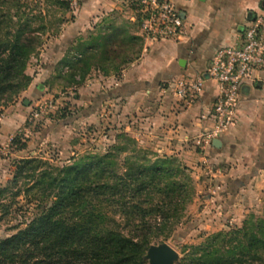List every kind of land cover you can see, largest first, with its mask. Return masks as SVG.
<instances>
[{
  "label": "rangeland",
  "instance_id": "374dc122",
  "mask_svg": "<svg viewBox=\"0 0 264 264\" xmlns=\"http://www.w3.org/2000/svg\"><path fill=\"white\" fill-rule=\"evenodd\" d=\"M60 2L65 5L61 6ZM79 2L80 0H0L1 37L6 32L12 34L16 28L29 22L30 28L23 34V39L33 40L37 48L25 70V74L31 79L29 86L33 84L31 91L27 92L28 86L25 91H19L0 103V127L11 116V107L28 110L21 127L5 138L1 139L0 135V191H5L0 196V238L14 234L16 227L23 228V223L31 218L40 203L39 197L33 193L28 196L21 193L15 199L12 197L17 190H25L27 184V181L21 180L14 186L12 182L15 166L20 160L35 158L49 167L59 168L69 165L72 159L86 155L100 156L107 152L113 154V147L122 146L124 152L116 155L115 159L117 171L122 172L127 168L126 159L135 160L130 152L132 149L153 152L150 147L138 144L134 138L138 123L136 113L131 110L126 115L123 111L125 100L114 96V93H126L124 88L115 92L122 81V70L126 67L123 61H133L145 40H133L129 43L119 37L113 46L114 62L112 67L107 68L106 76L101 70H92L79 86L72 83L66 85L64 75L61 74L67 68L59 66L61 61L53 67V75L45 76V67L50 64V57L46 56V52L51 49L61 28L73 19ZM134 5L135 2L132 3L133 7ZM134 9L136 10V6ZM135 15L131 27L134 30L139 29V15ZM39 25L43 29L36 32ZM107 35L109 33L102 30L90 38L85 34V40L77 41L85 44L91 38ZM73 50L68 54H74ZM110 76L114 84L111 79H102ZM88 80H96L100 86L94 88L87 85ZM102 82L112 83L108 96L111 97L110 102L106 100L103 103L108 91L104 92ZM95 98L97 101L92 103ZM24 101L29 102L28 106L22 105ZM124 137L134 140L136 145L127 143L123 140ZM189 146L175 149L178 153L170 158L184 168V174L191 179L194 192L173 227L170 226L165 231H153L149 236L150 246L165 243L175 250L179 256L175 264L185 263L190 247L203 245L207 238L217 233H229L241 227L249 215L260 217L264 211V174L258 173V168L246 164V169L231 170V164L212 163L208 156H203L199 161L193 154L201 152L203 144L197 142L193 148ZM141 151L136 160L146 166L147 161L153 159L150 154H146L144 161H141ZM257 173L259 177L253 181V175ZM129 196L130 194L127 198ZM156 198L158 197L155 196ZM144 201L145 197L139 199V202ZM105 202L99 203L95 199L91 204L92 207L100 205L102 208L104 225L100 230L112 229L125 236H132L131 228L124 224L117 209L107 207Z\"/></svg>",
  "mask_w": 264,
  "mask_h": 264
},
{
  "label": "trees",
  "instance_id": "16d2710c",
  "mask_svg": "<svg viewBox=\"0 0 264 264\" xmlns=\"http://www.w3.org/2000/svg\"><path fill=\"white\" fill-rule=\"evenodd\" d=\"M29 28L28 22L12 34L1 37L0 33V103L25 91L31 82L25 70L37 48L33 40L23 39ZM42 29L39 25L36 32ZM119 37L129 43L134 40L123 35L97 36L76 46L74 54L65 55L59 66L67 68L61 74L66 85H81L92 70H101L106 76ZM131 62L123 61V65ZM123 140L136 145L130 138ZM140 151H130L135 160L126 159L127 168L122 172L115 162L116 155L124 152L122 146L113 147V154L86 155L59 168L35 158L20 160L12 182L17 186L25 180L27 184L12 197L33 193L40 203L23 228L16 227L14 234L0 238V264H146L143 258L150 234L179 221L194 188L175 159L142 150L141 161L146 154L153 159L145 166L136 160ZM141 197L146 201L139 202ZM95 199L116 208L132 236L100 230L104 220L101 206H91ZM184 264H264V211L260 217L249 215L241 227L229 233H217L203 245L190 247Z\"/></svg>",
  "mask_w": 264,
  "mask_h": 264
},
{
  "label": "crops",
  "instance_id": "0c3cea01",
  "mask_svg": "<svg viewBox=\"0 0 264 264\" xmlns=\"http://www.w3.org/2000/svg\"><path fill=\"white\" fill-rule=\"evenodd\" d=\"M170 1L183 20L182 36L155 43L143 42L139 56L122 70V81L115 91L124 88L126 93H114L115 97L125 100L126 115L131 110L136 113V142L150 147L159 157H174L178 153L175 149L189 145L193 148L201 142L202 151L193 154L199 161L208 156L212 163L231 164V170L238 171L251 164L258 168V173L264 174V70L255 71L254 81L240 87L235 121L216 138L221 142L219 149L212 147V141L204 143L213 127L210 113L217 96L216 84L205 79L201 93L190 103L179 100L173 93L175 83L191 82L205 75L214 53L235 44L240 32L256 15L264 12V0ZM133 2L80 0L73 19L61 28L46 52L50 64L45 67V76L53 75V67L82 44L77 40H85V34L90 38L104 30L109 35L123 34L143 40L139 29L131 28L136 17ZM111 78L102 77L103 80ZM112 83L102 82L104 92L108 91L103 103L111 100L108 96ZM86 84L94 88L100 86L96 80H88ZM32 87L33 84L27 92ZM22 105L28 106L24 102ZM15 107H11V116L0 127L1 139L24 124L28 110ZM258 173L253 175V181L259 177Z\"/></svg>",
  "mask_w": 264,
  "mask_h": 264
},
{
  "label": "built area",
  "instance_id": "2783aa9c",
  "mask_svg": "<svg viewBox=\"0 0 264 264\" xmlns=\"http://www.w3.org/2000/svg\"><path fill=\"white\" fill-rule=\"evenodd\" d=\"M139 15V30L143 40L155 43L182 36L183 20L170 0H134ZM76 5V2H73ZM264 70V12L255 16L232 46L218 49L205 75L191 82L173 85V93L181 101L190 103L201 93L205 79L217 86L212 104V130L204 143L209 144L233 125L239 103V89L254 81V72Z\"/></svg>",
  "mask_w": 264,
  "mask_h": 264
},
{
  "label": "water",
  "instance_id": "95a60500",
  "mask_svg": "<svg viewBox=\"0 0 264 264\" xmlns=\"http://www.w3.org/2000/svg\"><path fill=\"white\" fill-rule=\"evenodd\" d=\"M24 105H28L27 101H24ZM211 145L213 148L219 149L221 147V142L219 139H214ZM143 259L147 264H175L179 256L170 246L162 243L149 246Z\"/></svg>",
  "mask_w": 264,
  "mask_h": 264
}]
</instances>
